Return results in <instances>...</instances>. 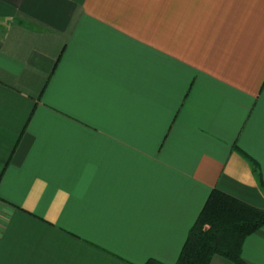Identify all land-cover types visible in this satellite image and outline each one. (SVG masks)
I'll list each match as a JSON object with an SVG mask.
<instances>
[{"label":"crops","instance_id":"0c3cea01","mask_svg":"<svg viewBox=\"0 0 264 264\" xmlns=\"http://www.w3.org/2000/svg\"><path fill=\"white\" fill-rule=\"evenodd\" d=\"M214 190L264 210V0H0V264H176Z\"/></svg>","mask_w":264,"mask_h":264},{"label":"trees","instance_id":"16d2710c","mask_svg":"<svg viewBox=\"0 0 264 264\" xmlns=\"http://www.w3.org/2000/svg\"><path fill=\"white\" fill-rule=\"evenodd\" d=\"M253 165L259 177L258 166ZM263 228L264 210L214 190L189 232L176 264H211L216 256L233 264H246L243 245ZM146 264L163 263L149 260Z\"/></svg>","mask_w":264,"mask_h":264}]
</instances>
